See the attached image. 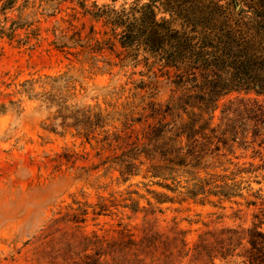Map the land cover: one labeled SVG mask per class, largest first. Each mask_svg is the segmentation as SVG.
Wrapping results in <instances>:
<instances>
[{
  "label": "rangeland",
  "instance_id": "1",
  "mask_svg": "<svg viewBox=\"0 0 264 264\" xmlns=\"http://www.w3.org/2000/svg\"><path fill=\"white\" fill-rule=\"evenodd\" d=\"M5 1L0 264H246L249 229L264 232V169L242 196L204 200L155 184L147 163L120 174L123 150L142 142L149 124L170 120L163 110L181 94V78L200 74L197 56L166 41L122 46L120 19L148 4L157 31L181 28L192 2ZM240 96L218 100L213 124ZM237 153L257 162L250 149ZM152 191L172 198L160 202Z\"/></svg>",
  "mask_w": 264,
  "mask_h": 264
},
{
  "label": "trees",
  "instance_id": "2",
  "mask_svg": "<svg viewBox=\"0 0 264 264\" xmlns=\"http://www.w3.org/2000/svg\"><path fill=\"white\" fill-rule=\"evenodd\" d=\"M170 1L174 3L165 2ZM219 1H186V25L170 26L162 32L151 24L154 21L148 4L139 16L135 13L120 19L122 46L166 41L174 53L197 56L200 70L199 75L181 78V94L163 110L170 120L149 124L142 142L123 150L117 158L120 174H135L147 163V172L159 179L155 184L196 200L242 196L243 189L250 191L252 182H260L264 169V102L258 99L264 98V0H227L224 6ZM12 2L6 0L4 4ZM173 10L172 4L171 14ZM231 92H243L245 96L222 105L218 124L226 127L221 129L213 124L214 111L218 100ZM250 93L254 97L248 96ZM249 149L257 162H240L237 152ZM152 193L160 202L172 198ZM262 215L264 219V212ZM258 227L249 229L250 248L243 254L246 264H264V232Z\"/></svg>",
  "mask_w": 264,
  "mask_h": 264
}]
</instances>
